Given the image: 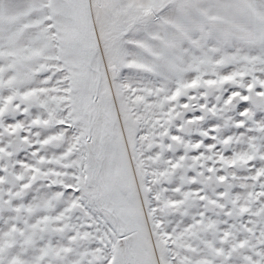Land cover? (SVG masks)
<instances>
[{"label": "snow or ice", "instance_id": "snow-or-ice-1", "mask_svg": "<svg viewBox=\"0 0 264 264\" xmlns=\"http://www.w3.org/2000/svg\"><path fill=\"white\" fill-rule=\"evenodd\" d=\"M0 264H264V0H0Z\"/></svg>", "mask_w": 264, "mask_h": 264}]
</instances>
